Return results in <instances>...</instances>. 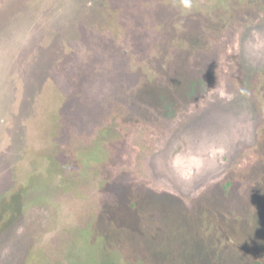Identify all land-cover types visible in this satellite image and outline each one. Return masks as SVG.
I'll list each match as a JSON object with an SVG mask.
<instances>
[{
  "label": "rangeland",
  "instance_id": "1",
  "mask_svg": "<svg viewBox=\"0 0 264 264\" xmlns=\"http://www.w3.org/2000/svg\"><path fill=\"white\" fill-rule=\"evenodd\" d=\"M193 3L0 0V264H264V0ZM166 107L154 148L104 170L106 211L54 244L83 216L37 196L64 147Z\"/></svg>",
  "mask_w": 264,
  "mask_h": 264
},
{
  "label": "flooded vegetation",
  "instance_id": "2",
  "mask_svg": "<svg viewBox=\"0 0 264 264\" xmlns=\"http://www.w3.org/2000/svg\"><path fill=\"white\" fill-rule=\"evenodd\" d=\"M166 109L167 107L165 111L163 108H152L149 111L141 109L143 113L136 116L114 113L101 120L100 124L90 132H88L89 122H87L82 127L85 130L74 136L68 147H64L66 153L58 160V167L64 174L62 180L44 186L37 192V196L43 199L48 198L53 202H60L61 197H65L68 201L67 205L80 208L83 216L79 218L78 215L79 224L71 225L70 231H63L65 236H58L54 240V244L65 243L70 238L76 240L81 237L82 233L89 230L106 211L107 204H110L111 200L113 201L115 194L111 192L110 188H106L108 183L103 182L107 178L104 170L113 172L118 167L123 169L125 166L123 161L129 159L133 153L144 158L145 151H151L154 148V142L160 138L154 128L160 120H168L171 109ZM160 114L163 117H159ZM157 150L155 149L154 152L159 154L161 151ZM141 165L144 166V162ZM149 177L147 178L150 179ZM144 178L141 177V179ZM139 186L137 187L138 191H142L144 188L155 195L160 193L161 196L167 195L174 198L173 195H168V189L163 187L164 185L159 188L154 187L153 183L139 184ZM194 195L192 194V197H196ZM199 196H201L200 193L197 194V197ZM31 198L33 199V197ZM180 202L185 206L191 204L189 199L185 201L181 199Z\"/></svg>",
  "mask_w": 264,
  "mask_h": 264
},
{
  "label": "clouds",
  "instance_id": "3",
  "mask_svg": "<svg viewBox=\"0 0 264 264\" xmlns=\"http://www.w3.org/2000/svg\"><path fill=\"white\" fill-rule=\"evenodd\" d=\"M177 6L184 12H191L194 3L193 0H177Z\"/></svg>",
  "mask_w": 264,
  "mask_h": 264
}]
</instances>
